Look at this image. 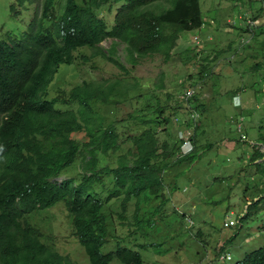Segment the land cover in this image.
<instances>
[{
  "label": "trees",
  "instance_id": "obj_1",
  "mask_svg": "<svg viewBox=\"0 0 264 264\" xmlns=\"http://www.w3.org/2000/svg\"><path fill=\"white\" fill-rule=\"evenodd\" d=\"M163 1L166 8L159 7ZM27 6L34 12L25 30L0 40V264H77L58 251L52 233L46 234L39 222L44 211L59 206L89 264H143L142 251L153 249L148 234L158 233L159 226L170 229L164 225L165 205L168 189H174L166 175L174 167L192 164L201 152L196 124L205 103L192 95L181 102L184 113L177 107L166 115L159 103L146 114L129 112L127 118L139 120L142 127L133 133L121 132L118 126L125 121L109 122L105 113L125 104L137 83L126 85L116 76L59 89L50 99L45 91L60 67H71L77 59L84 64L102 59L127 75L116 57L118 44L131 66L156 55L169 61L181 35L203 28L201 0H14L9 11L18 17L17 9ZM103 10L108 16L115 11L111 24ZM262 32L258 27L254 36ZM105 41L112 44L106 50L101 47ZM82 49L90 50V56L81 54ZM262 50L263 60L252 65L255 72L264 67ZM236 55L241 54L232 57ZM206 69L201 67L199 79ZM241 91H235L232 100ZM192 103L195 125L189 119ZM176 122L179 130H192L188 138L193 149L186 155L180 152L178 132L173 142L157 137L162 126L170 135L168 128ZM257 140L264 147V133ZM250 163L264 169L259 148H254ZM113 203L120 229L129 230L133 241L137 234L145 238L137 250L110 235L113 220L105 209ZM180 216L183 222L190 220ZM45 219L43 215L41 222L47 223ZM194 236L203 241L202 232ZM112 242L113 249L102 250ZM230 244L231 239L215 249L217 259L228 261ZM235 264H264V247Z\"/></svg>",
  "mask_w": 264,
  "mask_h": 264
},
{
  "label": "rangeland",
  "instance_id": "obj_2",
  "mask_svg": "<svg viewBox=\"0 0 264 264\" xmlns=\"http://www.w3.org/2000/svg\"><path fill=\"white\" fill-rule=\"evenodd\" d=\"M13 2L0 0V40L6 39L7 33L18 35L25 30L34 12L33 6H27L17 9L20 15L15 17L9 11ZM159 7L166 8L167 3L163 1ZM201 9L203 28L181 35L169 61L156 55L131 66L126 61L124 46L118 44L116 57L129 71L127 75L102 59L93 58L87 64L77 59L71 67L61 66L45 91L50 99L59 89L116 76L126 85L137 83L125 104L118 105L112 113H105L109 122L125 121L118 126L121 132L133 133L142 127L137 125L139 120L127 118L129 112L138 110V114H146L157 103L165 106L166 115L174 114L177 107L178 111L187 112L181 104L187 90L205 103L203 115L198 112L199 122L193 111L194 103L189 118L193 125L198 122L197 134H201L197 135V145L201 152L192 164L174 167L166 175V180L173 182L170 188L174 189H168L170 198L165 205L164 225L170 229L159 226L155 229L158 233L148 234L153 238V249L142 251L143 264H235L264 247V200L261 201L264 169L250 163L254 148L264 153V147L257 140L264 133V67L259 72L252 69L253 64L263 60L264 32L254 34L258 27L264 28V0H201ZM102 14L111 24L115 11L108 16L103 10ZM111 45V41H105L101 47L106 50ZM80 52L88 57L91 54L87 49ZM234 54L241 55L232 57ZM204 66L207 71L201 80L198 72ZM237 90H242L238 95L244 104L239 108L232 104ZM176 115L183 119L182 114ZM163 129L166 128L162 126L157 134L160 142L165 139L173 142L177 132L185 134L177 122L168 128L170 135L166 132L165 135ZM113 161L112 157V167ZM116 205L113 203L105 209L109 221L113 220L109 225L110 235L125 239L137 250L138 244L146 240L137 234L133 241L129 230L120 229ZM44 212L37 219L46 234L52 233L58 251L68 254L77 264H89L71 237L64 208L59 206ZM180 214L190 218L188 223L183 222ZM43 215L47 223L41 222ZM197 232L203 233V241L195 238ZM230 239L226 251L231 260L217 259L215 249ZM113 246L114 242L102 250L107 252Z\"/></svg>",
  "mask_w": 264,
  "mask_h": 264
},
{
  "label": "clouds",
  "instance_id": "obj_3",
  "mask_svg": "<svg viewBox=\"0 0 264 264\" xmlns=\"http://www.w3.org/2000/svg\"><path fill=\"white\" fill-rule=\"evenodd\" d=\"M237 102H238V104H236ZM232 104H233V106L236 107V108H237L238 106H241V103L239 102V98H238L237 100H236V99H233V100H232ZM186 131H187V130L184 131V133H185L184 135H183V134H181V135L179 134V135H178V138L183 140V143H182V145L180 146V152L182 153V155H186V154H188V153L193 149V146H192L191 142L189 141V138H188V142H189L188 145H187V144L185 145V142H186V141H185V138L187 137ZM181 136H183V137L181 138ZM241 140H242V139H241ZM186 146H188V149L185 148ZM59 180H60V179H59ZM227 258H229V259H227ZM221 259H222V258H221ZM225 260H228V261H229V260H231V258H230L229 256H226Z\"/></svg>",
  "mask_w": 264,
  "mask_h": 264
},
{
  "label": "built area",
  "instance_id": "obj_4",
  "mask_svg": "<svg viewBox=\"0 0 264 264\" xmlns=\"http://www.w3.org/2000/svg\"><path fill=\"white\" fill-rule=\"evenodd\" d=\"M188 92V94L186 93V94H184V98H188V97H190L192 94H190L189 92V90H187ZM237 100V99H236ZM236 104H238V102L236 103ZM239 130L241 129V125H238V127H237ZM190 129L188 130V132H187V137L185 138V145L187 144L188 145V137L190 136ZM183 136H181V138H182ZM227 259H229V258H227Z\"/></svg>",
  "mask_w": 264,
  "mask_h": 264
},
{
  "label": "crops",
  "instance_id": "obj_5",
  "mask_svg": "<svg viewBox=\"0 0 264 264\" xmlns=\"http://www.w3.org/2000/svg\"><path fill=\"white\" fill-rule=\"evenodd\" d=\"M241 105H244L243 102H241Z\"/></svg>",
  "mask_w": 264,
  "mask_h": 264
}]
</instances>
